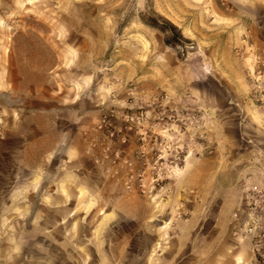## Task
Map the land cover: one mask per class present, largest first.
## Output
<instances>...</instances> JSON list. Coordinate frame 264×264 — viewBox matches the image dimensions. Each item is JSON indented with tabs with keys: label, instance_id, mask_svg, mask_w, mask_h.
Listing matches in <instances>:
<instances>
[{
	"label": "rangeland",
	"instance_id": "374dc122",
	"mask_svg": "<svg viewBox=\"0 0 264 264\" xmlns=\"http://www.w3.org/2000/svg\"><path fill=\"white\" fill-rule=\"evenodd\" d=\"M17 86L64 140L1 143L0 264H264V0H0V140Z\"/></svg>",
	"mask_w": 264,
	"mask_h": 264
},
{
	"label": "crops",
	"instance_id": "0c3cea01",
	"mask_svg": "<svg viewBox=\"0 0 264 264\" xmlns=\"http://www.w3.org/2000/svg\"><path fill=\"white\" fill-rule=\"evenodd\" d=\"M17 88H15V91H18L17 99L11 102L10 108L9 121L13 126L8 128L4 139L0 140V145L2 143L6 146L10 156L30 154L34 146L41 147L40 154L42 155L51 153L59 147V140H64V137H58L60 128L53 125L57 124L60 119L57 111L59 107L54 103L50 105L44 101L47 97L43 96L42 89L34 88L37 89H33L35 95L29 96L23 86H17ZM23 91H25V95ZM78 115L79 113L74 114L76 117ZM44 119H48V122L52 123V127H49L51 132L56 131L52 136L39 135L44 126L38 123L44 124Z\"/></svg>",
	"mask_w": 264,
	"mask_h": 264
},
{
	"label": "trees",
	"instance_id": "16d2710c",
	"mask_svg": "<svg viewBox=\"0 0 264 264\" xmlns=\"http://www.w3.org/2000/svg\"><path fill=\"white\" fill-rule=\"evenodd\" d=\"M166 23H167L169 29H165V28H163L162 25L160 24V22H159V20H158L157 18H154V17H153L151 20H148V21H147V24H148V25H150V26H152V27H155V28H157V29H160V30H162V31H164V32L170 30V31L172 32V37H171V38H168L167 41H168V43H172L171 41H172L173 39H175V38H179V37L181 36V32H180V30H178L177 26L174 25L173 23L168 22V21H167ZM260 255H261V254H258V257H261Z\"/></svg>",
	"mask_w": 264,
	"mask_h": 264
},
{
	"label": "built area",
	"instance_id": "2783aa9c",
	"mask_svg": "<svg viewBox=\"0 0 264 264\" xmlns=\"http://www.w3.org/2000/svg\"><path fill=\"white\" fill-rule=\"evenodd\" d=\"M0 136H2V132L0 131Z\"/></svg>",
	"mask_w": 264,
	"mask_h": 264
}]
</instances>
